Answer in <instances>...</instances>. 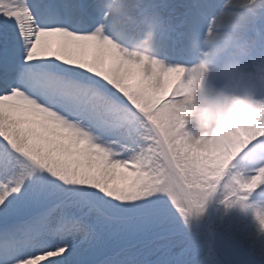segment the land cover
<instances>
[{"label": "snow or ice", "instance_id": "obj_1", "mask_svg": "<svg viewBox=\"0 0 264 264\" xmlns=\"http://www.w3.org/2000/svg\"><path fill=\"white\" fill-rule=\"evenodd\" d=\"M118 35L102 0H0V264H172L177 217L264 196V119L198 142L187 68Z\"/></svg>", "mask_w": 264, "mask_h": 264}, {"label": "clouds", "instance_id": "obj_2", "mask_svg": "<svg viewBox=\"0 0 264 264\" xmlns=\"http://www.w3.org/2000/svg\"><path fill=\"white\" fill-rule=\"evenodd\" d=\"M140 0H131V6L139 7ZM129 0H102L103 10L112 18L119 30L118 40L124 51L136 58L153 59L164 63L154 56L155 25L149 23L140 38L130 34L125 24ZM258 8H264L261 0H227V6L221 9L208 23L204 32L203 48L193 44L197 54L196 62L186 67L183 79L191 82L181 97L184 105L182 118L184 124L191 122L198 133L195 140L203 141L209 148L218 147L231 141L235 130L248 124L251 114L264 119V97L257 100L259 89H264V56L248 62L252 49L241 32L248 20L256 14ZM229 57L223 62V57ZM209 74L222 79V86L211 98L199 95L201 84ZM264 232L261 221L264 220V204L254 203L249 207Z\"/></svg>", "mask_w": 264, "mask_h": 264}, {"label": "rangeland", "instance_id": "obj_3", "mask_svg": "<svg viewBox=\"0 0 264 264\" xmlns=\"http://www.w3.org/2000/svg\"><path fill=\"white\" fill-rule=\"evenodd\" d=\"M226 5L227 0L218 7V10L213 11L212 15L215 16ZM205 23L206 21L201 28ZM161 49L169 51V47ZM261 97H264V89L258 90L257 100ZM189 123L192 124L191 122L187 124ZM190 125L185 130L189 128L191 131L194 130L193 125ZM216 196L219 204L209 221L204 220L207 212L205 201L198 214L193 213L186 221L177 217L171 225V231L180 229L172 232L174 234L166 241L172 264H223L205 243V230L214 235L216 245L232 264H264V232L260 231L253 211L239 204L229 205L224 202L223 196L219 194ZM252 202L264 204V196L254 197L250 203ZM191 217L199 219L202 226L193 222ZM183 249L187 250L184 254ZM158 255L157 253L148 258L150 264H157Z\"/></svg>", "mask_w": 264, "mask_h": 264}, {"label": "bare ground", "instance_id": "obj_4", "mask_svg": "<svg viewBox=\"0 0 264 264\" xmlns=\"http://www.w3.org/2000/svg\"><path fill=\"white\" fill-rule=\"evenodd\" d=\"M158 1H163L165 3V7L157 4ZM225 1L226 0H211L213 11L218 10V7ZM85 2H88V0H85ZM187 2L193 6L190 11H182L178 9L180 5L178 0H156L154 4L150 0H140L138 8L132 7L131 0H129V5L126 10L127 17L125 18V24L129 33L135 35L136 38H140L146 30V25L144 23L145 16L153 21L155 28L159 27L162 29L163 27H160L161 25H159L162 24V26L164 25V30L167 32L171 31L172 27H176L177 31H179V36H168L169 38H165L155 33L154 56L156 59L162 61L166 67L176 64L191 67L196 62L197 57L193 44H199L201 48H203L204 32L208 21L205 17H202L199 14V10L196 7L198 3L197 0H187ZM261 3H264V0H261ZM256 12L258 16H261L260 20L263 28L264 8H258ZM257 14L251 17L248 21H253V18H257ZM204 21H206V23L203 28H201ZM166 23H168V27H165V25H167ZM171 33L173 34L172 31ZM164 46H170L174 49L172 52L155 51L158 47ZM261 55L264 56V51H262ZM222 60L226 63L228 62L229 57L225 56ZM215 76L216 75L214 74H209V76L205 78L201 84L199 92L200 96L211 98L215 95L216 91L219 89L212 85V82L216 81L217 77ZM172 79H174V77H172ZM186 124L185 129L190 125V123ZM185 131L188 132L194 139L198 137V133L195 130L191 131V128Z\"/></svg>", "mask_w": 264, "mask_h": 264}]
</instances>
